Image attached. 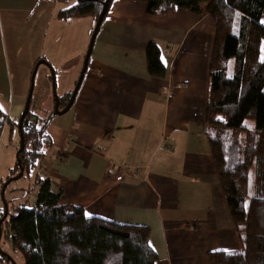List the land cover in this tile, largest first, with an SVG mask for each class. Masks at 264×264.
<instances>
[{
    "label": "crops",
    "instance_id": "0c3cea01",
    "mask_svg": "<svg viewBox=\"0 0 264 264\" xmlns=\"http://www.w3.org/2000/svg\"><path fill=\"white\" fill-rule=\"evenodd\" d=\"M70 4L0 0V139L9 124L12 137L36 68L42 77L63 63L70 68L65 96L54 100L59 111L69 102L96 23L60 19ZM214 32L205 14L177 8L156 17L142 3L111 0L71 106L57 114L42 102L43 113H32L50 117V146L35 175L61 192L60 204L81 207L86 217L147 227L155 264H207L209 252L241 249L205 134ZM150 42L160 51V78L147 69ZM46 84L40 96L47 101Z\"/></svg>",
    "mask_w": 264,
    "mask_h": 264
},
{
    "label": "trees",
    "instance_id": "16d2710c",
    "mask_svg": "<svg viewBox=\"0 0 264 264\" xmlns=\"http://www.w3.org/2000/svg\"><path fill=\"white\" fill-rule=\"evenodd\" d=\"M71 1L58 12L60 19L89 16L96 21L106 0ZM134 1L151 16L180 8L205 14L214 25L205 134L229 215L236 229L245 225V234L240 250L209 252L206 262L264 264V0ZM145 56L150 75L162 77L160 51L153 42L146 45ZM49 118L28 109L18 129V172H29L46 155ZM248 170H253L256 183L250 196L237 186ZM33 184L39 186L33 204H18L17 214L7 219V213L0 226V240L4 234L24 264H155L147 227L86 217L81 207L60 204L61 192L53 190L48 179L36 174ZM3 213L4 207L0 218ZM0 255L9 260L1 248Z\"/></svg>",
    "mask_w": 264,
    "mask_h": 264
},
{
    "label": "rangeland",
    "instance_id": "374dc122",
    "mask_svg": "<svg viewBox=\"0 0 264 264\" xmlns=\"http://www.w3.org/2000/svg\"><path fill=\"white\" fill-rule=\"evenodd\" d=\"M84 19L85 20H81V21H90V23L93 24L91 18L87 17ZM73 35L78 36V38H80V33L77 30ZM66 55H67V52L63 56H66ZM48 60L52 61V59H48ZM69 69L70 68H67L63 63V67L58 66L57 68H54V69L49 68V72L47 75H45V77L44 76L42 77V73L40 69L38 71H37V68L33 70L34 75L32 74L33 71H31L28 77V80H27V87H26V96H27V93L30 89V85L32 84L33 86L32 95H31L30 104H29V111L31 113L40 115L41 112L43 113L42 111V109L44 108L43 106L46 104L47 106L52 105V103H53L52 112H54V107L56 105L54 101L55 98L56 97L61 98L62 96H65L64 94V92H66L65 87L68 85V83L67 84L65 83L63 85L62 80L66 79V77L70 80L71 76H70V73L68 72ZM50 75H52L51 78H53V81L52 79H50ZM67 82L70 83V81H67ZM41 83H45V84L48 83L46 84L47 94H48L47 101L40 96ZM74 87H75V84H73L70 93H72V91L74 90ZM42 102H43V106H41ZM61 107L60 109L63 110V108ZM23 108L20 112V115L23 111ZM19 117L13 122L14 123L18 122ZM9 129H11L10 124L7 125L6 132L3 136V139L2 138L0 139V142L4 143V145H1L2 143L0 144L1 145L0 146V209L3 207V201L8 204L7 219L17 214L15 207L18 204L25 202L26 204L30 205L32 203L33 196L36 193V186L35 184H33V182H34L35 173L37 172L39 168L37 167L38 166L37 165L36 167L32 168L29 172L23 173L20 178L10 181L4 188L3 196H2L1 191H2L3 185H5V183L9 181L10 179L17 177L19 174L18 170L15 168V163H16L15 155H16V152L19 146V135H18L17 125L12 126V131H13L12 137H10ZM252 178H253V170H248L246 172V175L243 178L237 180L238 181L237 186L239 187V189L243 191V188L245 185L244 182L248 181L247 186L252 188L253 190L254 189L253 187H255V184H253L254 180H252ZM248 194L250 196V193ZM249 196L246 197L247 202H249L251 198ZM3 226L5 228V223L3 224ZM239 229H240L241 234L244 235L245 225L243 223L239 224ZM9 245L10 243H9L8 238H6L4 234H2L1 241H0V248L3 250H7L8 254L7 253L6 254L9 260L3 258L0 255V263L1 264H24L23 257L21 256V254L11 251L9 249Z\"/></svg>",
    "mask_w": 264,
    "mask_h": 264
},
{
    "label": "water",
    "instance_id": "95a60500",
    "mask_svg": "<svg viewBox=\"0 0 264 264\" xmlns=\"http://www.w3.org/2000/svg\"><path fill=\"white\" fill-rule=\"evenodd\" d=\"M106 8H107V0L105 1L104 5H103L102 12L100 13L99 17L97 18L96 23H95V26H94V28H93L92 35H91L90 42H89L88 51H87V53H86V55H85V58H84L83 69H82V71H81V74H80V76H79V79L77 80V83H76V85H75V87H74V90H73L72 93H71V96H70V98H69V102L67 103L66 107H65L64 110H62V111H59V110H58V108H57V103H56V106H55V109H54V113L61 114V113L65 112V111H67L68 108L71 106L73 100H74V97H75V95H76V91H77L78 86H79V84H80V81H81V79H82V75H83V72H84V69H85V66H86V63H87V60H88L89 54H90V50H91V47H92L93 40H94V38H95V36H96L97 29H98V27H99V25H100V23H101V21H102L104 15H105V13H106ZM39 62L41 63V62H43V61H39ZM32 74L34 75V71H33ZM33 75H32V77H33ZM52 81H53V78H52ZM32 88H33V86H32V84H31V85H30V89H29V91H28L27 98H26V102H25V105H24V109H23V111H22V113H21V115H20V118H19V120H18V129H19V130H20V127H21L22 121H23V119H24V117H25V115H26V113H27V111H28V109H29L30 99H31V95H32ZM55 100L58 101L57 97L55 98ZM20 146H22V139H21ZM22 174H23V171L20 170V171H19V174H18L17 177H15V178H13V179H10L9 181H7V182L5 183V185H3V187H2V196H3V191H4V188L6 187V185H7L10 181L20 178V177L22 176ZM3 207H4V213H3L2 217L0 218V226H1L2 221L6 218L7 213H8L7 206H6V203H5L4 201H3Z\"/></svg>",
    "mask_w": 264,
    "mask_h": 264
},
{
    "label": "built area",
    "instance_id": "2783aa9c",
    "mask_svg": "<svg viewBox=\"0 0 264 264\" xmlns=\"http://www.w3.org/2000/svg\"><path fill=\"white\" fill-rule=\"evenodd\" d=\"M117 171H118V172H117V175L115 176V180H116V181H121L123 175H122V173L120 172V168H118Z\"/></svg>",
    "mask_w": 264,
    "mask_h": 264
},
{
    "label": "flooded vegetation",
    "instance_id": "af4514ba",
    "mask_svg": "<svg viewBox=\"0 0 264 264\" xmlns=\"http://www.w3.org/2000/svg\"><path fill=\"white\" fill-rule=\"evenodd\" d=\"M60 103H61V102H59V105H60ZM59 105H58V106H59Z\"/></svg>",
    "mask_w": 264,
    "mask_h": 264
}]
</instances>
